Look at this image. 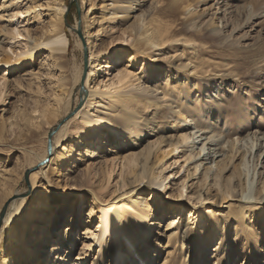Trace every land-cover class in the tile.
<instances>
[{
  "label": "bare ground",
  "instance_id": "bare-ground-1",
  "mask_svg": "<svg viewBox=\"0 0 264 264\" xmlns=\"http://www.w3.org/2000/svg\"><path fill=\"white\" fill-rule=\"evenodd\" d=\"M186 1L172 0L173 14L178 16L180 13L175 7L182 5L187 32L211 36L214 29L207 17L209 15L194 14V6L186 4ZM23 2L24 8L20 9ZM218 4L219 0L213 4L217 9L215 14H218ZM148 6L147 10H142L139 0L81 1L80 20L74 29L81 32L86 57H83L82 67L77 72L78 83L71 84L67 65L70 39L65 29L64 1L6 0L0 4V56H7L2 57L0 66L12 64V57L5 47L27 37L30 48L13 52L19 57L18 62L32 63L44 53L46 56L36 63L38 69L44 68L43 72L26 70L22 75L24 81L45 85L52 94L49 100L55 110L62 109L67 101H74L69 110L70 116H74L72 112L79 98L83 105L73 118L68 116L49 131L48 136L52 131L55 132L53 136L56 135L54 140L53 136L51 138L50 152L46 142L42 153L36 155L26 147V138H15L10 143L3 133L9 127L0 129V160L3 155L19 153L25 163L22 168L17 157L0 163V211L3 206L5 210L10 208L0 230V264H71L67 258L71 252L68 246L78 213L82 211L81 204L86 207L79 225L83 235L94 236V232L91 234L90 231L98 229L94 242L89 246L90 252L82 254L83 260L88 259L95 245L100 244L93 264H103L104 260H108L109 264H155L151 250H155L156 246L150 244L151 248L145 256H139V252L160 233H153L151 219L162 204H174L169 215H175L177 208L190 205L187 196L183 199L182 185L175 195L166 197L164 191L169 185L168 174H171L167 170L173 165L167 166L168 161L177 151L187 148L191 139L199 140L202 152L189 155L184 162L191 163L188 165L192 170L190 176L200 178L201 188L206 186L203 192L200 188L196 198L199 201L202 197L203 201L215 199L217 204L212 206L211 213L205 214L210 217L207 229L193 232L192 220L187 218L166 234L161 232L162 239L168 246L178 238L179 249L185 252V258L187 248L190 252L187 263L199 264L209 247L219 242L222 246L224 237L229 238L228 224L233 222L236 224L234 234L241 231L243 237L240 239L250 249L257 250V242H253L250 233L255 224H261L258 222L260 218L264 223V133L260 138L252 134L255 153L258 160L261 159L256 185L246 197L240 184L239 167L235 165L241 155L237 147L240 134L237 133L241 132L243 125L238 121L240 123L237 122L234 129L239 136L237 140L225 147L220 146L216 140L222 123L220 110L217 112L215 109L218 98H213L211 90H200V85H209L217 78L228 80L230 72L218 62H202L200 55L191 58L184 50L179 53L176 48L178 43L184 49L195 51L194 43L178 38L175 29L153 17L158 2L151 0ZM132 13L136 15L133 17ZM24 15L30 16L36 22L32 24L37 25L28 36L21 33L25 31L24 27L19 31V18ZM44 18L47 21L44 22ZM130 19H134L133 22L126 21ZM116 22L120 24L121 33L114 36ZM228 40L225 38L223 43H228ZM208 52L202 54L208 55ZM120 53L128 55L123 60ZM137 65L141 69L139 73L136 72ZM112 68L114 74H110ZM163 69L168 73L172 69L177 72L179 77L175 85L166 81ZM182 76L195 80L198 83L196 88L193 89L190 84L184 86ZM160 78L166 81L163 86L158 85ZM35 89L39 96L42 95L38 93V88ZM195 90L201 93L193 95ZM147 111L150 113L145 115ZM160 116V120L166 122L165 127L175 134L173 140L167 139L156 127H151ZM31 117L21 118L26 134L34 129ZM151 134L157 139L146 144L145 139ZM125 143L130 145L131 151L144 146L138 153L129 151L128 155H122L120 148ZM110 152L111 155H107ZM116 166L121 169L113 177ZM22 172L31 189L30 206L26 212L23 209L27 199H14L20 194L15 187ZM229 172V178L235 177L237 185L241 186L240 194H234V186L226 178ZM117 177L120 178L118 191L108 190L110 180ZM62 178L65 191L55 188ZM207 187L219 194L207 195ZM47 194L54 198L49 200ZM76 197L79 201L71 208L72 217L67 219L69 226L58 235V227L66 220V210L61 208L50 218L55 210L53 206L59 201L69 203ZM228 197L232 202L228 205L231 211L227 215L218 214L216 211L224 208ZM196 208L199 207L192 206L193 216L197 214ZM200 215L203 211L198 213V217ZM158 226L161 227V224L158 223ZM255 237L258 241L259 236ZM262 252L264 256V250ZM218 253L223 255L220 251ZM172 256L173 252L168 253L166 261L171 259L170 264H177ZM236 256L226 253L216 260V264H232Z\"/></svg>",
  "mask_w": 264,
  "mask_h": 264
},
{
  "label": "rangeland",
  "instance_id": "rangeland-1",
  "mask_svg": "<svg viewBox=\"0 0 264 264\" xmlns=\"http://www.w3.org/2000/svg\"><path fill=\"white\" fill-rule=\"evenodd\" d=\"M3 1L6 0H0V4ZM63 1L66 4L65 29L70 39L69 54L67 56L68 75L70 78V83L77 84V72L82 67L84 50L82 49L83 40L81 39V32L79 31V29H74V26L77 24V21L79 24L82 0ZM139 1L142 10H147L149 8L148 5H150L151 0ZM154 1L158 2V7L156 11H153V17L158 21L175 29L177 31V35H179L178 38L192 41L195 45V51H193L192 49H184L182 44L178 43V45H176V48L178 49L179 53L184 50L185 53H187L191 58H194L195 55H200L199 58L202 59V62H218L220 65H225L228 72H230L231 77L228 78V80L217 78L216 80L210 82L209 85H207L206 83L200 85V90H211L213 92V98H218L215 109L217 112L220 110L219 114L221 115L222 123L221 129L218 130V135H216L217 143H219L220 146L225 147L231 141L237 140L236 138L239 137L237 136V134H240V141L237 143V147L241 155L236 160L235 165H238L239 167L238 175L240 177V184H242V187L245 191L244 196L248 197L251 189H253V187H255L256 185L258 176L257 171L259 170L261 159L260 158L258 160L257 152L255 153V138L253 136L258 135V138H260V136L262 137V134L264 133V0H219V4L216 5V8L219 9L218 14H215L217 13L215 12L217 9H214L213 6V4L218 0H187L186 4H191L194 6V14L204 13V16L206 14L209 15L207 17H209L208 19H211L210 21L214 31L213 34L208 37L195 34V32H187L184 25V16L182 14L183 10L181 9L182 5L175 7L176 10L178 9L180 13L177 16L176 14H173L172 0ZM24 4L25 2L21 4L20 9L24 8ZM180 4H182V2H180ZM135 15L136 14L134 13L131 14V16L133 17ZM30 18L31 17L28 15H24L22 18H19V22H21V24H19V31H21L22 27H24L25 31H21L22 35L24 36H28L27 34L34 32V27L37 26L36 24H32L36 22L35 20H33V22ZM44 19H42L44 20V22L47 21L46 18ZM133 20L134 19L126 21L131 23L133 22ZM118 23L119 22H116V33L113 34L114 36L120 35L121 33V31L119 30L120 24ZM36 31L37 33L39 32L38 29ZM182 35L184 37H182ZM29 37L31 36L29 35ZM223 37L229 39L228 43H223L225 39ZM19 41L20 42L11 44L6 47L3 45V47H5V50L9 53V56L12 57V64L10 66H0V129L9 127L7 132L4 131L3 133H5V137L10 141V143H12V140L15 138H26V147L32 150L36 155H39L42 153L45 147L49 131L55 129L63 119L70 116V106H74L73 100H75V98H73L72 100L73 103L67 101L62 109L55 110V107L49 100L52 94L47 90L45 85H41V83L32 85L24 81L22 75L26 70L32 69L33 71L39 70L40 72H43L44 68L40 67V69H38L36 63L37 61H41L46 56V54L44 53L32 63H30L29 61L18 62L19 57L13 54V52L16 53L23 50L26 51L30 48V45L27 44V37H23ZM129 43H131V41H129ZM9 47L10 51H8ZM206 51H209L208 55H203L202 53L204 52L205 54ZM122 55L123 54L120 53V56L124 60L128 54L123 56ZM2 57L7 56L6 54H3L2 56H0V60L2 59ZM153 60L154 59H152V61ZM138 65L136 66L137 73L141 72V69ZM163 70V74H165L164 77L166 76V81H168L172 85H175L179 77L177 72L174 69H172L169 73L165 69ZM183 71H186V69H184ZM111 73L114 74L113 68L110 70V74ZM108 76L109 75H107V77ZM165 79L163 81V79L160 78L158 85L163 86L166 83ZM181 81L184 86H187L189 84L192 85L193 89H195L198 84L195 82V80L186 79V77L184 76H182ZM35 88H38V93H41L42 95L39 96ZM101 90H103V88ZM200 90H195L193 95L198 96L201 93ZM79 99L80 101L77 103V105H75L76 108L72 112L74 113V116L83 107L82 100L81 98ZM147 113H150V111H147L145 115ZM231 115L232 118L230 117ZM24 116H33V118L31 117V120L34 124V129L27 134L21 125V118ZM74 116H70V118H73ZM161 117L162 116L156 119L154 121V125H152L151 127H156V130L162 131L163 135L167 139L173 140L175 138V134L165 127L166 122L161 121ZM169 121H172V119H169ZM238 121L242 123L243 129L240 133L235 134L234 129L236 128V124ZM249 133L251 134V136L247 137ZM55 137L56 135L53 136L52 139L54 140ZM156 139L157 136L151 134L146 137L145 142L147 144L150 142H154ZM143 146L144 145H142L140 149L138 148L135 151H131L130 145H128V143H125V145L120 148V152L122 153V155H128L130 152L138 153L143 148ZM165 150L167 149L165 148ZM200 151L201 146L199 140L191 139L189 146L177 151L167 163V166L170 164L173 165L170 166V168L167 170L171 174H168L170 175V178L167 180V182L169 181V185H167V189L164 191L165 196L168 197L169 195H175L182 185L184 187L183 199L185 198V196H187V200H189L190 205L184 206V208H177L174 211V213H176L175 215H169L174 204H162L160 210L157 211L152 217L151 224H153V233H160L154 236V239L149 242L147 247H143V249L139 252V256H145L149 248H151L150 244H153V246H156L155 250H151L156 261L155 264H170L171 259H169V261H166L165 257L168 255V253L172 252V259H175L177 264H188L187 261L190 254L187 248L186 258L184 257L185 252H182L181 249H179L178 238L175 240L176 242L171 243L167 246L166 241L162 239L161 232L166 234L171 228L180 225L185 220H187V218H191L192 220L191 225L193 232L205 230L210 225V217L205 216V214H209L212 212V206H214L215 203L217 204V201L215 199L211 201H203V197L199 201L196 198L198 191L202 186L200 185V178L195 175L190 176L192 170L188 165H191V163L184 162L186 157H188L189 155L193 156ZM107 155H111V152ZM22 156L23 155L19 153L6 154L3 155L0 163L6 162V159H11L12 161L15 157H17L20 160L23 168L25 163L23 162ZM174 161H176L177 163H174ZM119 168L121 169V167L116 166L113 177H115V175L120 172ZM230 173L231 172L226 175V178L230 179L231 184L234 186V194H240L241 186L237 185L238 181L235 177L229 178ZM23 174L25 173L22 172L20 174L19 181L17 182L15 187V190H17L20 194L14 199H27V202L25 203L23 209V211L26 212L28 210V207L30 206L31 189L29 188V183L26 182ZM119 182V177L111 179L108 190L118 191ZM64 184L65 182L62 178L60 179V183H58L55 188L61 191H65L66 187H64ZM205 187L206 186L201 188L202 192ZM217 194L219 193H217L216 190L207 187V195L214 196ZM47 197H49V200L54 198L53 196H51V194H47ZM78 201L79 198L76 197L69 203L59 201L53 206L55 210L51 214L50 218H53V216H55V213H57L61 208L66 210V216L64 215V219L66 220H63L60 227H58V230L60 229L58 235L61 231L63 232L68 228L69 220L67 219H70L73 214L71 208ZM231 203V199L230 197H228L224 202V208L216 212L220 215H227V213L229 214V212L231 211V207H228V205H230ZM193 205H197V207H199L196 208L195 211H197V214L194 216L192 215ZM80 206L82 211L86 209L85 205L81 204ZM4 207L5 206H3V208L1 209L0 214L3 210H5ZM8 208L9 207H7V210ZM7 210L4 211V217ZM82 211L80 212V214L78 213V217L76 216L77 224L75 225L73 233L71 234L72 239L68 246L71 252L69 253L70 256H68L67 258L71 264H93L94 259L98 257V252L101 246L100 244L95 245L94 249L90 253L89 258L83 260L82 254L90 252L89 246L94 242V236L98 233V229L93 228V230L90 231L91 234L94 232V236L83 235L84 231L82 227H79V225L82 224ZM200 211H203V215H200L198 217V213ZM4 217L2 218L0 224V230L4 225ZM260 219L258 220V222L260 221L261 224H255L253 232L250 233V238L253 240V242H257V250L250 249L249 246L246 245L247 243L245 241H242L243 239H240L243 237L241 231H238L236 235L234 234L236 224L232 222L228 224L230 226H228L229 229L227 231V235L229 238L224 237V239L222 240V246L221 242H219L218 245L214 244L213 246L209 247L208 252L204 256L202 262L199 264H216V260L219 259L220 256L223 257L226 253L237 255L236 260L232 264L264 263V256H262V251L264 250V223L263 221L261 222ZM158 223L161 224V227L158 226ZM169 224H171V227H168ZM223 225L225 226V223ZM256 235L259 236L258 241L255 237ZM157 238H159V240H156ZM219 251L223 255L219 254ZM103 264H109L108 260H104Z\"/></svg>",
  "mask_w": 264,
  "mask_h": 264
},
{
  "label": "water",
  "instance_id": "water-1",
  "mask_svg": "<svg viewBox=\"0 0 264 264\" xmlns=\"http://www.w3.org/2000/svg\"><path fill=\"white\" fill-rule=\"evenodd\" d=\"M86 57V52H85V50H84V58ZM54 131H52L50 134H49V136H48V138H47V149H48V152H50L51 151V138H52V136L54 135ZM27 177V176H26ZM4 211L5 210H3L2 212H1V214H0V224H1V221H2V218L4 217Z\"/></svg>",
  "mask_w": 264,
  "mask_h": 264
}]
</instances>
